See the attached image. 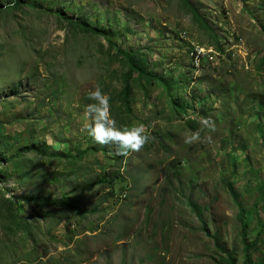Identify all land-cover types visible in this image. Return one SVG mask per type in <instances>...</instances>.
Listing matches in <instances>:
<instances>
[{
  "label": "rangeland",
  "instance_id": "1",
  "mask_svg": "<svg viewBox=\"0 0 264 264\" xmlns=\"http://www.w3.org/2000/svg\"><path fill=\"white\" fill-rule=\"evenodd\" d=\"M188 1L203 21L184 0H0V264H227L210 234L264 257V0ZM120 48L168 83L134 75L129 111ZM96 86L139 151L87 135Z\"/></svg>",
  "mask_w": 264,
  "mask_h": 264
},
{
  "label": "clouds",
  "instance_id": "2",
  "mask_svg": "<svg viewBox=\"0 0 264 264\" xmlns=\"http://www.w3.org/2000/svg\"><path fill=\"white\" fill-rule=\"evenodd\" d=\"M86 99L90 103L85 105L84 111L90 118V123L86 124L84 129L96 143L113 145L120 156L139 151L145 145L148 139L145 126L140 123L118 125L110 116L109 97L102 92L99 86L88 91ZM200 123L203 127L214 130L210 119L204 118ZM198 139L199 131L193 132L185 137L184 143L191 144Z\"/></svg>",
  "mask_w": 264,
  "mask_h": 264
},
{
  "label": "trees",
  "instance_id": "3",
  "mask_svg": "<svg viewBox=\"0 0 264 264\" xmlns=\"http://www.w3.org/2000/svg\"><path fill=\"white\" fill-rule=\"evenodd\" d=\"M184 2L187 5V7L192 11L195 18L199 19L200 21L201 20L203 21V19L201 18V16L198 13V10L196 8H194L193 5L188 0H184ZM73 21H75V20H73ZM75 22H77V21H75ZM83 28L88 33L100 35V36H103L106 38H108V36L110 35V34L108 35V33L105 30H101V29L96 28L95 25L92 23H88L87 25H84ZM110 39H111V36H109V40ZM119 52H121L123 54L124 58L126 59V62L129 66V70L126 74L124 90L121 92L120 98L117 99L116 101H118L120 103V105H119L120 108H125V109H127V111H129L130 110L129 102H130V95H131L130 79L134 75H137V77L139 79L144 80L146 82H151V81H155V80L163 81V78H162V76H159L158 74H155V73L151 72L150 70H148L146 59L143 56H139L138 53H135V52L130 51V50H123L121 48L119 49ZM163 82L166 84V87H167L168 86L167 81L164 80ZM172 102L174 105H176V107L178 106L177 100L175 98L172 99ZM115 114H117L116 111H115ZM177 173H179V171ZM262 187L263 186L261 184L258 185L259 190H261ZM259 198L264 200V196H262V194L259 195ZM188 204L190 205L191 209L200 218H202V216H203L202 207L193 201H189ZM238 206H239L238 219L241 223L244 224L246 212H248V211H246V209L244 208V206L242 204L239 203ZM242 227H243L242 229L244 230L243 232H245V226L243 225ZM210 236L214 240L215 246L218 249H220L222 252H224V254H227V259L225 260L226 263L227 264H237V262H238L237 252L232 251V250L230 252H228L227 250H225V247L221 244L222 240H221L220 236H218L216 234H214V235L210 234ZM242 244H243V248H242L243 263L242 264H263L264 263L263 255L259 256L262 259L258 260V262H256L254 259V255L258 251L261 252V250H259V248H257L256 241H247L246 239H244V237H242ZM233 250H236V248H233Z\"/></svg>",
  "mask_w": 264,
  "mask_h": 264
}]
</instances>
